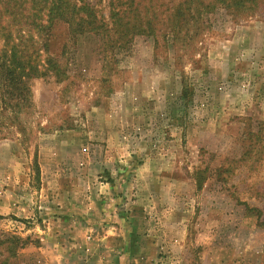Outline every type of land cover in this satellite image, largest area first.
Masks as SVG:
<instances>
[{"label": "rangeland", "instance_id": "obj_1", "mask_svg": "<svg viewBox=\"0 0 264 264\" xmlns=\"http://www.w3.org/2000/svg\"><path fill=\"white\" fill-rule=\"evenodd\" d=\"M74 54L17 115L0 100V241L24 243L9 264H264V8L194 52L137 37L103 68L83 36Z\"/></svg>", "mask_w": 264, "mask_h": 264}, {"label": "trees", "instance_id": "obj_2", "mask_svg": "<svg viewBox=\"0 0 264 264\" xmlns=\"http://www.w3.org/2000/svg\"><path fill=\"white\" fill-rule=\"evenodd\" d=\"M263 8L264 0H0L2 112L20 113L30 102L35 79L69 80L83 36L96 38L103 68H109L119 64L118 55L130 50L137 37L151 39L156 50L194 52L223 16L239 24L259 17ZM219 12L223 14L217 19ZM61 27L66 40L57 53L52 45L61 37ZM251 210L263 226V212ZM7 243L3 264L24 247L14 236L1 240L0 246Z\"/></svg>", "mask_w": 264, "mask_h": 264}, {"label": "crops", "instance_id": "obj_3", "mask_svg": "<svg viewBox=\"0 0 264 264\" xmlns=\"http://www.w3.org/2000/svg\"><path fill=\"white\" fill-rule=\"evenodd\" d=\"M143 251V250H142ZM117 258L118 257H116V259H115V261H105V263H103L102 261H100V262H102L101 264H124L122 261H120V260H117ZM138 258L139 257H137L136 259H135V262H136V264L138 263ZM143 258L140 256V262H143ZM87 263V262H86ZM86 263H79V264H86ZM134 262H132V264H133ZM59 264H70V263H68V262H64V261H60V263Z\"/></svg>", "mask_w": 264, "mask_h": 264}]
</instances>
